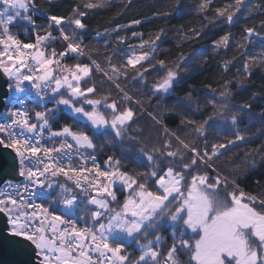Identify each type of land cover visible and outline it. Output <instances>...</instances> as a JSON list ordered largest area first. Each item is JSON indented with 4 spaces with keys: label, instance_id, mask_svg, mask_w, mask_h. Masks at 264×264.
<instances>
[{
    "label": "snow or ice",
    "instance_id": "snow-or-ice-1",
    "mask_svg": "<svg viewBox=\"0 0 264 264\" xmlns=\"http://www.w3.org/2000/svg\"><path fill=\"white\" fill-rule=\"evenodd\" d=\"M248 4L199 0V25L177 30L194 43L210 31L215 36L211 51L223 75L204 85L210 113L198 119L194 89L161 108L175 96L190 58L160 55L165 28L145 35L139 19L109 22L103 33L92 30L103 40V53L94 56L84 39L87 18L110 7L108 0H84L65 16L51 14L40 0H0V75L15 94L0 91V103L10 105L4 113L10 123H0V146L11 149L10 162L0 154V182L8 187L0 191V238L13 256L30 257L7 264H181L184 255L185 264H264V174L257 191L242 186L257 169V157L264 160V111L252 115L258 93L232 104L236 84L228 78L235 69L250 79L253 66L264 62V20L250 24ZM38 11L46 24L36 23ZM169 14L160 10L152 20ZM241 16L237 36L233 27ZM18 27L27 42L13 31ZM257 44L260 50L252 51ZM65 110L83 127L74 121L54 130ZM243 116L249 125L259 123L255 138L240 127ZM145 118L154 138H145ZM169 120H179L175 129Z\"/></svg>",
    "mask_w": 264,
    "mask_h": 264
},
{
    "label": "trees",
    "instance_id": "trees-1",
    "mask_svg": "<svg viewBox=\"0 0 264 264\" xmlns=\"http://www.w3.org/2000/svg\"><path fill=\"white\" fill-rule=\"evenodd\" d=\"M84 0H40V3L45 6L47 11L51 14L57 16H65L70 13V9L75 4H81ZM199 0H130L129 3H125V0H108L110 7L99 10L93 15H90L88 19L90 34L85 36V43L89 45V51L91 55H97V50L100 54L103 53V40L97 41L93 29H99L102 33L105 27L111 22L112 24H128L133 20L139 19L143 23L138 26L139 30L145 35H155V33L160 28H165L167 30V35L165 37V43L159 49L160 55L164 56L169 61H175L178 55L183 52L186 56L190 58L186 62V69L181 70V77L179 86L176 89L175 96L169 97L166 101L162 102L161 108L167 105L170 109L173 104L176 103L177 97L184 98L188 91L194 89L192 92V108L199 107L200 111L196 114L199 119L210 113V107L207 104V99L205 93L208 91L204 87L206 84L218 83L221 80L222 72L221 68L218 67V61L215 55L211 51V43L215 36L210 31L208 35L202 37L199 42H193L188 39L183 38V34L178 35V31L181 26L185 32L188 30L189 26H198L200 21L197 19L198 13L195 11V5ZM227 0H218L219 4L226 3ZM259 5V7H257ZM179 9V11H177ZM160 10H170V14L167 19H158L156 21L152 20L154 14ZM118 12H123V15H117ZM249 16L248 22L250 24H259L260 21L264 20V0H249L247 9L245 10V15ZM239 15V14H238ZM38 25L46 24V16L42 12H37L34 17ZM244 18L241 16L240 22L233 27V32L239 36L241 27L243 26ZM13 31H18L20 38L27 42L30 37L24 36L22 28H14ZM260 45L257 44L252 51H259ZM236 53H230L229 55H235ZM103 64V61H100ZM68 63H73V61H68ZM171 66V65H170ZM253 75L250 79H246L243 74H237L235 69L228 76L229 79L233 80L235 87L231 89L233 95L230 98V102L234 105L239 106L242 103L249 101L253 93H258L256 102L253 106L252 115L264 111V62L253 66ZM155 77H149V79H154ZM239 81H243V85H240ZM97 83L100 82L99 75L97 76ZM32 102L29 105L31 108ZM51 106V105H50ZM145 107H149V103L145 101ZM151 107H155V102L153 101ZM177 112L187 111L184 107H179L176 109ZM159 114V113H158ZM164 115H168V111L165 110ZM240 118V117H238ZM244 123L240 125L241 128L247 127L248 133L251 134L253 138L257 135L260 130V125L258 122L252 125L248 124L249 117L243 116ZM74 121L79 123L80 127L83 124L67 112H61L56 118V123L53 125L54 130L59 129L62 125H73ZM168 124L171 128L175 129L179 124V120H169ZM140 126L144 130L145 138L155 137L157 134L152 131L151 124L147 118L140 121ZM219 130L222 132L229 131L226 125H220ZM213 135L216 134V129L212 132ZM104 137L100 136L97 139V143H103ZM262 141H257L256 145L250 147H256ZM103 161L104 156L99 157ZM238 160L237 163H241ZM221 163H227V161H222ZM264 163L260 157H257V169L250 175L249 179L242 182V186L245 188L246 192L257 191L256 181L259 179L261 174H264V168H260L259 165ZM135 170V169H133ZM264 182V181H262ZM192 239V243L195 242L197 238L193 234H189ZM187 238V237H186ZM129 252L134 255H138L136 246L134 244H128ZM131 253V254H132ZM189 259L187 255L181 256V264Z\"/></svg>",
    "mask_w": 264,
    "mask_h": 264
},
{
    "label": "water",
    "instance_id": "water-1",
    "mask_svg": "<svg viewBox=\"0 0 264 264\" xmlns=\"http://www.w3.org/2000/svg\"><path fill=\"white\" fill-rule=\"evenodd\" d=\"M0 71H2V70H0ZM6 84H7V80L2 75H0V91L3 92V96H8V93H9V91L6 87ZM3 96H0V100L3 99ZM4 107H5V104L0 103V114L3 112ZM10 152H11V149H5L2 146H0V154H4L5 160L9 161V162H10V157H8L7 154ZM8 176L10 179H13V180L18 179V177L15 176L11 172H8ZM2 183L3 182H0V185ZM2 228H3V224H2V222H0V229H2ZM5 235H6V233H5ZM9 239H11V238H9ZM10 247L11 246L8 243V240H4V239L0 238V264H7L8 261L20 260V259H23L26 261L30 258L29 256H24V257L13 256L10 253Z\"/></svg>",
    "mask_w": 264,
    "mask_h": 264
},
{
    "label": "built area",
    "instance_id": "built-area-1",
    "mask_svg": "<svg viewBox=\"0 0 264 264\" xmlns=\"http://www.w3.org/2000/svg\"><path fill=\"white\" fill-rule=\"evenodd\" d=\"M12 95V93H8V96H11ZM31 103V101H29L28 102V104H27V106L29 107V104ZM8 107H10V105H5V107H4V110H3V112L0 114V123H10V120H8V118L4 115V113H5V111L7 110V108ZM47 135V134H46ZM100 159V158H99ZM100 161H101V159H100ZM102 162V161H101ZM13 182L15 181V180H13V179H11ZM0 191H5V192H7L8 191V187H7V185L5 184V183H2L1 185H0Z\"/></svg>",
    "mask_w": 264,
    "mask_h": 264
},
{
    "label": "rangeland",
    "instance_id": "rangeland-1",
    "mask_svg": "<svg viewBox=\"0 0 264 264\" xmlns=\"http://www.w3.org/2000/svg\"><path fill=\"white\" fill-rule=\"evenodd\" d=\"M260 50V49H259ZM258 51V50H257ZM12 95H15L14 93H12ZM30 105V104H29ZM64 112H67V113H69L70 115H72L73 117H75L74 116V114H72V113H70V112H68L67 110H65ZM76 118V117H75ZM76 119H78V118H76ZM65 215H70L69 213H65ZM193 235H195V234H193ZM253 240H256V238L255 237H253L252 238ZM128 244H134L132 241H129L128 242ZM135 245V244H134ZM257 245H258V241H257ZM132 253V252H131ZM133 257H135V256H137V255H134L133 253L131 254ZM193 264H195V262L193 261Z\"/></svg>",
    "mask_w": 264,
    "mask_h": 264
}]
</instances>
